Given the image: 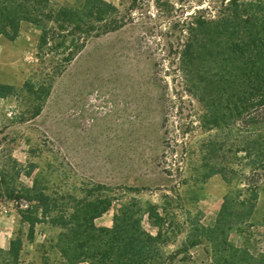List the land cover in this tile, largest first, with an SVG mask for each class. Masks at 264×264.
Listing matches in <instances>:
<instances>
[{"label":"rangeland","instance_id":"374dc122","mask_svg":"<svg viewBox=\"0 0 264 264\" xmlns=\"http://www.w3.org/2000/svg\"><path fill=\"white\" fill-rule=\"evenodd\" d=\"M107 1L128 14L127 22L117 30L90 37L59 73L55 52L39 51L40 27L22 21L14 40L0 36V82L15 88L9 96L0 97V264H68L59 253L58 242L65 229L39 222L30 238L29 226L16 210L18 201L4 192L6 185L32 184L53 197L109 198L110 209L95 219L98 226H110L121 204L134 200L142 206L159 204L163 192L171 189L179 191L184 207L202 224L212 226L224 195L245 198L247 189L256 187L252 214L241 229L229 232L228 239L245 251L247 260L264 258V169L247 166L243 151L247 125L261 132L264 123L236 122L229 179L215 174L197 186L182 183L175 170L177 165L184 166L176 162L182 151L179 147L173 155L167 154L172 176L163 171L167 164L162 163L163 118L167 114L174 132L188 107L187 99L181 104L177 97L184 96L186 88L179 59L183 23L194 8L213 11L222 0ZM49 5L82 9L84 0H49ZM211 65L207 60L201 63L209 69ZM25 80L34 83L35 92L41 81L51 83L36 116L38 94L23 88ZM191 145L196 148L197 142L192 140ZM191 162L182 176L193 172L190 168L197 162L194 158ZM16 169L21 170L19 176H15ZM28 170H32L29 176L25 174ZM143 225L152 233L156 230L146 217ZM14 237L21 239L18 259L8 253ZM191 251L196 262L207 256L202 246Z\"/></svg>","mask_w":264,"mask_h":264},{"label":"trees","instance_id":"16d2710c","mask_svg":"<svg viewBox=\"0 0 264 264\" xmlns=\"http://www.w3.org/2000/svg\"><path fill=\"white\" fill-rule=\"evenodd\" d=\"M128 17L107 0H84L82 9L53 8L49 0H0V36L14 40L22 21L40 27L39 51L55 52L59 73L90 37L121 28ZM183 27L179 59L186 88L185 95L177 97L180 103L187 99L188 107L174 132L170 131L167 114L163 118L166 138L162 163H167L163 171L172 176L174 169L167 154L181 148L176 162L184 166L177 165L175 170L182 183L197 186L215 174L229 179L233 171L230 148L238 120L264 123V0H222L213 11L199 6ZM205 60L211 62L210 69L201 66ZM212 66L217 69L213 71ZM38 84L37 92L30 80L23 84L24 89L38 94L34 116L40 113L51 88L44 80ZM14 89L12 84L0 82V97L9 96ZM192 140L197 142L196 148H192ZM244 143L246 165L264 169V130L252 131L247 125ZM193 158L197 162L190 168L193 172L182 176ZM20 173L15 170V176ZM97 187L105 189L104 185ZM5 191L7 197L18 201L16 210L20 220L28 224L30 238L39 222L65 229L58 242L59 253L68 264H264L263 256L254 262L247 260L245 251L228 239L229 232L241 229V223L252 214L256 187L250 186L245 198L224 195L212 226L202 224L184 207L176 189L163 192L159 204L142 206L135 200L121 204L110 226L95 223L111 207L107 197H53L35 184L18 188L6 185ZM144 217L156 228L154 233L144 227ZM182 233V240L169 247ZM200 246L207 250V256L196 262L191 249ZM20 249L21 239L11 238L9 255L18 259ZM233 251L236 255L231 254Z\"/></svg>","mask_w":264,"mask_h":264}]
</instances>
